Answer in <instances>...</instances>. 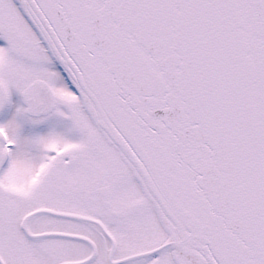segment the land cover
I'll return each instance as SVG.
<instances>
[{
    "label": "snow or ice",
    "instance_id": "snow-or-ice-1",
    "mask_svg": "<svg viewBox=\"0 0 264 264\" xmlns=\"http://www.w3.org/2000/svg\"><path fill=\"white\" fill-rule=\"evenodd\" d=\"M0 264H264V0H0Z\"/></svg>",
    "mask_w": 264,
    "mask_h": 264
}]
</instances>
